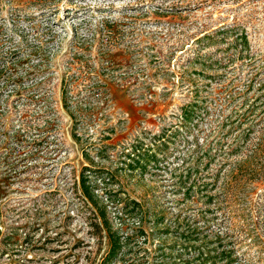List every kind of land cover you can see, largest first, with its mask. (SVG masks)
<instances>
[{"label": "rangeland", "instance_id": "obj_1", "mask_svg": "<svg viewBox=\"0 0 264 264\" xmlns=\"http://www.w3.org/2000/svg\"><path fill=\"white\" fill-rule=\"evenodd\" d=\"M85 166L99 200L140 202L123 226L147 232L149 264L189 228L264 264V0H0V264H99Z\"/></svg>", "mask_w": 264, "mask_h": 264}, {"label": "trees", "instance_id": "obj_2", "mask_svg": "<svg viewBox=\"0 0 264 264\" xmlns=\"http://www.w3.org/2000/svg\"><path fill=\"white\" fill-rule=\"evenodd\" d=\"M234 43H240L244 50L248 49V42L245 34L240 33L235 37ZM194 104H189L182 108L183 120L188 124L192 120L194 114ZM174 133V132H173ZM175 134H171L170 137L165 132L154 136V142L157 141V145L134 148L132 153L127 154L129 162L128 169L130 171H145L149 163L157 161V155L163 153V149L174 141ZM91 167L85 166L82 170L80 178V189L87 201L91 204L93 209H97L96 213L101 220L100 224H96L95 230L99 235L104 233V237L108 242V249L102 256L99 264H149L147 260L148 250L143 246H139L141 241L145 243L147 238V232H145L142 226H137L128 230V226L124 228L126 224L125 219L129 217H141V204L140 202L130 198L124 194V198L116 199L119 195L118 192L108 193L106 201L112 203L117 201V219L119 220L118 226H113L112 221L108 218V203L99 200V197L94 193V186L90 184ZM102 171H99L98 178L102 177ZM103 179V177H102ZM189 232L182 233L180 236L181 243L177 244L173 242L171 244H162L158 246L159 259L155 264H232L233 250L225 248L223 237L218 234H214L213 238L208 240L207 235L202 239L197 236L198 231L196 229H188ZM168 233V231H162ZM156 231L153 235L158 234ZM140 239H142L140 241ZM175 247H180L184 251L195 252V256L188 259H182L181 254L174 255ZM169 254V255H168ZM135 255V257H134Z\"/></svg>", "mask_w": 264, "mask_h": 264}]
</instances>
